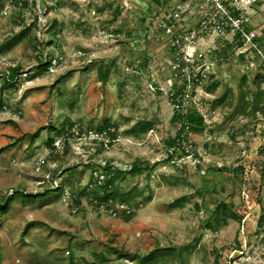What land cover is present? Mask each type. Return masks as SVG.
I'll return each mask as SVG.
<instances>
[{
	"label": "rangeland",
	"instance_id": "1",
	"mask_svg": "<svg viewBox=\"0 0 264 264\" xmlns=\"http://www.w3.org/2000/svg\"><path fill=\"white\" fill-rule=\"evenodd\" d=\"M219 1L0 0V264H264V0Z\"/></svg>",
	"mask_w": 264,
	"mask_h": 264
},
{
	"label": "trees",
	"instance_id": "2",
	"mask_svg": "<svg viewBox=\"0 0 264 264\" xmlns=\"http://www.w3.org/2000/svg\"><path fill=\"white\" fill-rule=\"evenodd\" d=\"M232 14L236 15V11L232 10ZM240 44L241 43H239V45ZM99 70H100V79L104 82L107 78V74L102 71V68H99ZM17 72H18V66L9 68L7 79L4 80V84H10L12 82V80L16 77ZM251 78H252L251 84L253 85L255 90L251 91V93H250L251 97L247 101V103H245V105H246V107H248L253 112V111H256L258 109L261 101H263V99H262V96H263L262 92L263 91L261 89V84H264V64L262 61L259 63L258 69H256L253 72ZM241 80L245 81L246 77H242ZM216 84H217V82L213 83V85L211 87H209V88L207 87L206 91H208L209 93L213 92L215 87H216ZM240 99L243 100V94L240 95ZM261 104L264 105V103H261ZM171 120L182 121V129L185 127L186 129L195 130L196 127L200 128L203 125L202 117L200 115H196L193 111L185 112V114L183 115L179 111L175 110L172 114ZM141 126L143 127L144 124H141ZM176 140H178V137ZM176 140L175 139L170 140L169 144L175 145ZM260 154L264 155V147L260 148ZM261 160H263V158ZM262 162H264V161H262ZM262 164H264V163H262ZM102 169H103L102 170L103 172H102V177H101V181H100L102 193H101V195H97L93 191V193H95L94 195H95V198L98 201V203H103V204L108 203L109 201L117 199L119 196H121L125 200H130L132 198V196L129 193H125V194L121 193L119 191L118 186L116 185V181L118 179L123 178L126 172L128 173V172L140 171V169L136 165H133L128 171H125V169L120 170V169L113 167V165H111L109 163V161H106L104 163ZM241 170H243V167ZM257 200H258V198H257ZM124 212L127 213L126 218H129L131 213H129V211L127 212L125 210H124ZM262 216H263V214L261 213V209H260L259 218H262ZM215 217H217L218 219H221V218L237 219V218H240V215L236 210H231L230 208H228L226 204L219 203V205L217 206V208L215 210ZM238 246L240 247V245H236V247H234V249H237ZM155 250H158V247L153 249L148 254H145L142 257H140L138 259V263L144 264L145 262H147L150 259L153 251H155ZM97 257L99 260L104 259V257L101 255H98ZM219 257H220V253L219 254L216 253L215 262L218 261ZM69 264H72V259H70ZM91 264H95V262H93Z\"/></svg>",
	"mask_w": 264,
	"mask_h": 264
},
{
	"label": "built area",
	"instance_id": "3",
	"mask_svg": "<svg viewBox=\"0 0 264 264\" xmlns=\"http://www.w3.org/2000/svg\"><path fill=\"white\" fill-rule=\"evenodd\" d=\"M209 1L214 2V4H215L216 6L220 7V9L223 8V6H222V4H221L222 1H219V0H209ZM219 3H220L221 5H220ZM184 9H185V7H184L183 4H178V5L176 6V9L173 11V13H172L171 16H172L173 18H177L182 12H184ZM226 15H227V19H229L230 21H232V20H231V19H232V18H231V15H233L232 12H230V13L228 12ZM235 26L238 28V30L236 31V34H237V36H239L240 38H241V36H242V40L246 39V40H248V41L250 42V41L253 39L254 35H253L252 32H246L245 29H244L243 27L238 26L237 23H236ZM251 45H252V44H251ZM252 48H254L255 50H257V49H258V46H257V45H253ZM259 57H262L261 61H262L263 64H264V57H263V55L260 54Z\"/></svg>",
	"mask_w": 264,
	"mask_h": 264
}]
</instances>
